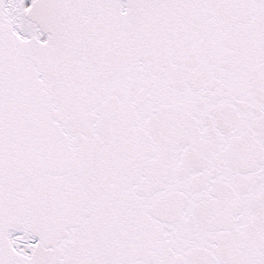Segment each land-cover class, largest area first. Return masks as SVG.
<instances>
[{"label":"snow or ice","instance_id":"6c2138e0","mask_svg":"<svg viewBox=\"0 0 264 264\" xmlns=\"http://www.w3.org/2000/svg\"><path fill=\"white\" fill-rule=\"evenodd\" d=\"M0 264H264V0H0Z\"/></svg>","mask_w":264,"mask_h":264}]
</instances>
